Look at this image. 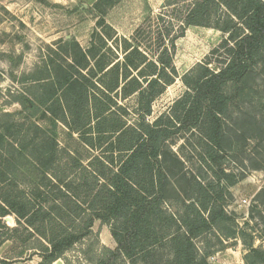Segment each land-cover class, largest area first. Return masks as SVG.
I'll return each mask as SVG.
<instances>
[{"label":"trees","instance_id":"trees-1","mask_svg":"<svg viewBox=\"0 0 264 264\" xmlns=\"http://www.w3.org/2000/svg\"><path fill=\"white\" fill-rule=\"evenodd\" d=\"M106 2L99 0L97 7ZM240 20L247 32L238 26ZM99 23L105 24V19ZM191 26L215 28L229 36L181 76L188 90L175 103L178 112L172 119L162 115L151 123L154 101L180 77L177 42ZM105 35L93 40L88 50L79 48V65L73 60L69 69L59 66L64 77L54 88L48 84L43 101L55 120L78 133L97 155L84 164L80 155L63 149L34 122L35 134L0 131V248L18 243L19 256H39V264L59 259L75 264L68 253L78 246L87 264H138L167 239L176 264H197L194 237L212 230L226 238L238 233L221 202L223 191L235 183V176L221 164L224 118L234 100L227 88L244 79L264 55V0H167L131 37L116 31ZM84 70L88 74L83 75ZM41 80L33 89L46 87ZM21 96L17 102L29 107L28 98ZM126 101L134 103L133 122ZM38 104L35 100L31 106ZM55 106L60 115L54 113ZM192 130L201 134L207 149L201 157L212 162L208 167L217 184L205 181L209 176L202 169L193 178L190 201L182 200L185 214L166 217L160 237L166 162L168 157L180 161L168 150V142L175 131ZM24 159L27 162L20 165ZM226 177L229 184H222ZM97 221L113 227L115 248L101 245L93 229ZM245 262L264 264V249L250 246ZM0 263L13 261L1 258Z\"/></svg>","mask_w":264,"mask_h":264},{"label":"rangeland","instance_id":"rangeland-1","mask_svg":"<svg viewBox=\"0 0 264 264\" xmlns=\"http://www.w3.org/2000/svg\"><path fill=\"white\" fill-rule=\"evenodd\" d=\"M166 1L109 0L99 9V0H0V115L12 114L11 117H0V131L8 134L30 131L35 134L37 130L32 123H37L63 149L80 155V160L87 164L98 151L85 145L78 133L69 131L65 124L55 120V114L50 113L43 103L46 90L50 86L54 88L56 82L64 77L65 72L59 71V66L69 69L73 60L79 65L82 61L80 47L88 50L93 40L98 41L100 34L106 36L105 31L111 35L116 31L120 37H131L148 16L162 11ZM101 18L105 19V24L99 23ZM237 23L247 32L242 20ZM228 36L215 28H188L186 35L177 42L175 64L180 77L154 101L152 114L148 117L151 123L162 115L166 116V121L167 118L172 119L177 111L175 103L188 90L181 76ZM109 42L112 45L113 41ZM260 61L244 79L227 88L234 100L224 118L226 137L221 164L235 176V183L223 191L221 202L238 233L235 237L226 238L212 230L194 237L192 242L197 264L205 261L207 264H246L245 255L250 246L264 249V55ZM73 73L81 78L77 71ZM84 74H88L87 70ZM37 79H44L41 81L46 87L33 89ZM21 95L28 98L29 107L17 102ZM35 100L40 103L38 107L31 106ZM125 103L129 106L131 101ZM133 105L129 107L130 122L135 117ZM54 113L60 115V108L55 106ZM201 139L197 130L175 131L168 142V150L178 155L180 161L168 157L166 162L164 215L158 222L160 237L167 223L166 217L175 215L179 219L185 214L182 200L190 201L193 178L205 171L209 176L205 181L216 180L208 167L212 162L205 163L201 157L207 152L201 145ZM26 162L25 159L20 160L19 164ZM223 183L229 184V177L222 180ZM243 199H247L248 204H243ZM112 228L100 221L95 223L93 229L101 245L117 246ZM78 247L68 253L70 259L75 264H87ZM19 251L18 243L12 245L8 242L0 248V259L12 260V264L40 263L41 257L26 260L24 258H28V254L22 258ZM138 264H176L169 253L167 239L155 245L151 253L142 256Z\"/></svg>","mask_w":264,"mask_h":264},{"label":"crops","instance_id":"crops-1","mask_svg":"<svg viewBox=\"0 0 264 264\" xmlns=\"http://www.w3.org/2000/svg\"><path fill=\"white\" fill-rule=\"evenodd\" d=\"M53 264H65V262L62 259H59V260L55 261Z\"/></svg>","mask_w":264,"mask_h":264},{"label":"built area","instance_id":"built-area-1","mask_svg":"<svg viewBox=\"0 0 264 264\" xmlns=\"http://www.w3.org/2000/svg\"><path fill=\"white\" fill-rule=\"evenodd\" d=\"M242 203L246 205V204H248V200L247 199H243Z\"/></svg>","mask_w":264,"mask_h":264}]
</instances>
